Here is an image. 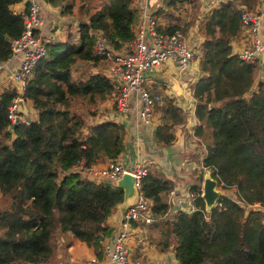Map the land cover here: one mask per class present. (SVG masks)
Instances as JSON below:
<instances>
[{
    "label": "trees",
    "instance_id": "16d2710c",
    "mask_svg": "<svg viewBox=\"0 0 264 264\" xmlns=\"http://www.w3.org/2000/svg\"><path fill=\"white\" fill-rule=\"evenodd\" d=\"M18 1L0 0V61L10 55L9 40L22 31L20 16L10 9ZM44 1L59 5L61 15L77 22L63 42L47 44L46 56L32 68L22 93L35 113L27 124L10 128L6 111L15 92L0 93V264H55L57 240L66 233L93 247L123 199L115 183L93 182L68 170L79 162L87 168L115 159L123 151L121 124L86 125L76 105L93 116L94 106L112 97L109 79L91 71L99 65L92 54L93 33L100 31L117 48L131 38L136 12L130 0ZM182 1L193 8L199 3ZM257 2L219 1L198 22L201 40L191 43L200 54L199 75L190 83L198 102L192 133L203 146L200 168L187 188L194 197L192 210L169 213L166 196L176 188L173 179L148 170L140 180V191L151 203L150 240L161 251L172 249L177 264H264L263 214L252 207L244 214L222 194L207 206L198 185L206 172L216 186H233L238 199L248 195V202L264 205V82L251 92L258 63L242 61L230 44L242 30L241 11H254ZM187 26L167 24L157 30L185 34ZM157 109L161 121L151 139L156 147L167 148L175 127L185 124V110L166 97Z\"/></svg>",
    "mask_w": 264,
    "mask_h": 264
},
{
    "label": "built area",
    "instance_id": "2783aa9c",
    "mask_svg": "<svg viewBox=\"0 0 264 264\" xmlns=\"http://www.w3.org/2000/svg\"><path fill=\"white\" fill-rule=\"evenodd\" d=\"M197 1L202 3L205 0ZM130 7L136 12L131 38L114 48L100 31H95L92 54L101 64L99 71L114 86L111 100L115 113L126 117L132 101L135 100L137 120L140 124L147 125L151 122L154 110L162 102L161 95L153 91L159 82L152 80L147 73L162 71L173 64L178 78L186 72L189 65L196 62L198 50L179 30L171 34L158 31L157 28L163 24L149 9L148 0H130ZM15 13L21 18L22 31L17 38L9 40L10 55L5 61H0V93L5 89H12L15 92L6 111L10 128L17 122L28 123L23 113L26 100L23 99L22 93L34 64L46 56L49 43L47 36L42 33L43 13L35 0H27L24 7ZM240 19L242 31L247 32L249 38L248 45L236 54L242 61L259 63L264 58V20L262 21L261 14L256 10L244 9L240 13ZM259 29L262 30L261 34ZM10 82L12 87L8 88L7 84ZM8 128L7 130L11 131ZM135 139L140 140L139 136ZM68 171L77 172L81 177L97 183L105 181L114 183L123 174H129L133 178V199L121 211L118 228L105 249L110 264H142L129 258L125 240L137 218L143 217L148 224L152 222L151 203L140 191V180L148 171L145 165L137 161L131 168H126L116 159H111L99 168L96 165L86 168L79 162L71 165ZM174 194V189L167 193L170 204ZM193 198V194L188 193L190 204ZM255 206L260 207V204L254 202L249 208ZM185 208L182 210H192V206Z\"/></svg>",
    "mask_w": 264,
    "mask_h": 264
},
{
    "label": "crops",
    "instance_id": "0c3cea01",
    "mask_svg": "<svg viewBox=\"0 0 264 264\" xmlns=\"http://www.w3.org/2000/svg\"><path fill=\"white\" fill-rule=\"evenodd\" d=\"M209 1L210 0H205L202 3L199 2L198 7L193 8L188 1L179 3V0H148V7L155 14L160 12L170 16L168 19L162 17L159 19L164 26L176 23L180 27L188 24L187 28H189L190 26H195L196 20L199 22L198 20L202 18L203 14H206L214 5H217L216 2L212 6ZM25 2H27V0H19L12 4L10 6L11 11L15 13L22 9ZM35 2L39 4L43 13L44 23L42 26V33L44 35L47 34L45 36H47L49 43L54 41L62 42V40H59L54 34L48 33L49 29L56 27L57 29H64L70 32L73 31V24L77 21L71 19L72 17L70 16L61 15L59 5L52 6L44 0H35ZM179 8H181V10H177ZM255 10L261 14L263 21L264 0H258ZM184 15L187 17L185 18ZM181 16L184 17L183 20L185 23L183 22V24L179 21V17ZM172 17L177 19H172ZM242 32L241 30L236 37L233 38V42H236L234 46H232V41L230 42L233 53V48H239L247 44V37L244 36ZM259 33H262L261 29H259ZM185 36L192 43L191 35ZM64 40L65 39H63V41ZM195 40H200L197 34ZM100 67L101 64L99 63L98 66L91 68V71L100 72ZM194 70H196V67L194 64H191L188 66L186 72L177 78L174 65L170 64L168 68L162 71L147 73L152 80L159 82V85H155L153 88V91L160 94L162 97V102L156 108L163 106L164 98L166 97L172 99L177 106L185 110V124L175 127L174 141L167 148L156 147L151 139L155 126L161 121L158 109L154 110L151 122L147 125H143L137 120V103L135 100L132 101L131 109L126 117L116 116L111 98L96 104L93 108V116L88 114L84 115V108L81 104L78 103L76 105V112L82 116L86 125L112 120L123 126L124 148L115 158L121 165L126 168H131L135 162L139 161L145 165L147 170L157 175H164L167 178L173 179L176 188L174 189L175 194L172 197V202L171 204L169 203V213L182 210V208L186 206H191L188 202L189 192L187 188L190 181H192V179H190L191 176L198 172L197 166H200V160L203 155L202 142L200 139L198 140L197 137L193 136L192 133L194 125H197V120L193 115V109L196 103H194L190 89V74H193ZM7 87H12V83L10 82V84H7ZM24 106L25 110L23 113L25 117L29 120L32 119V115L34 117L35 113L30 103L26 101ZM82 132L85 133L86 129L83 128ZM136 136H139V141L135 139ZM106 161L107 160L99 161L95 165L99 168L103 166ZM153 161L155 164L150 165L151 168L147 167V165ZM189 163L191 164L189 165ZM205 176L207 177L206 172H204V177ZM132 196L127 198L123 204L120 203L116 205L106 219L105 228L96 234L93 247L86 246L83 242L75 239L70 233H66L64 237L59 236L57 240V252L55 253V264H110L105 247L107 245L109 246L114 237L118 228V219L121 211L132 201ZM228 197L244 210H250L249 205L252 204V202H242V199H238L235 196V192ZM125 243L128 256L132 260H138L142 264H177L172 249L169 248L166 251H161L159 246L150 240V224L146 223L143 217H139L135 220L133 228L127 236ZM170 246H172V244Z\"/></svg>",
    "mask_w": 264,
    "mask_h": 264
},
{
    "label": "rangeland",
    "instance_id": "374dc122",
    "mask_svg": "<svg viewBox=\"0 0 264 264\" xmlns=\"http://www.w3.org/2000/svg\"><path fill=\"white\" fill-rule=\"evenodd\" d=\"M219 1H225V0H210L209 2L212 4V6L217 2H219ZM201 3V2H200ZM202 5V4H201ZM212 8V7H211ZM208 9V8H207ZM206 10V9H205ZM206 14H203L202 15V17L203 16H205ZM184 17L186 18L187 16H185L184 15ZM184 17H179V21H180V23L181 24H183V22H184V20H183V18ZM202 19V18H201ZM200 19V20H201ZM200 20H198V21H200ZM185 23V22H184ZM196 23L198 24V22H197V20H196ZM195 23V26H190L189 28H187V30H186V33L184 34V35H191L190 37L192 38V40L193 39H195V37H196V33H195V31H196V29H197V24ZM56 27H52V28H50L49 29V32L48 33H50V34H54L59 40H62V42H63V39H65L66 38V34H68V30H64V29H57V31H56ZM70 29V28H69ZM72 30H73V27H72ZM70 32H73V31H70ZM243 33V35L244 36H246L247 37V42H248V38H249V36H248V33L247 32H242ZM254 34L256 35V31L254 32ZM45 35H47V34H45ZM189 40V39H188ZM200 40H201V38H200ZM232 41V46H234V44L236 43V42H233L234 40H233V38H231V40H230V42ZM53 43V42H52ZM51 43V44H52ZM245 45H248V44H244L243 46H241V47H239V48H233V51L235 52V53H238V52H240L241 50H242V48L243 47H245ZM196 47H197V45H196ZM198 50V49H197ZM199 51H198V58H199ZM259 62V61H258ZM194 66L196 67V70H194V72H193V74H191L190 75V82H192V81H194L197 77H198V75H199V71H198V59L196 60V62L194 63ZM256 68V67H255ZM258 80H262L263 82H264V58H262V60L258 63V66H257V69H255V72H254V77H253V83H252V86H251V92L256 88V85H257V81ZM194 103H198L195 99H194ZM194 108H195V106H194ZM113 110V109H112ZM112 112V111H111ZM193 112H194V109H193ZM129 113V112H128ZM127 113V114H128ZM116 116H117V114H116ZM203 156V155H202ZM198 160H199V156H198ZM201 160H202V158H201ZM198 162V161H197ZM155 164V162L153 161V162H150L148 165H147V167H150V165H154ZM191 163H189V165H190ZM200 165V164H199ZM151 168V167H150ZM197 168H199V167H197ZM202 176V175H201ZM202 177H204V176H202ZM206 177V176H205ZM204 177V178H205ZM202 183V182H201ZM198 184L199 185V188L201 189L202 188V184ZM231 187H233V186H231ZM231 187H229V189H222L219 185L218 186H214V188H213V190L215 191V193L217 194V196L218 195H220V194H222V195H228V196H231L232 195V193H234V189L233 188H231ZM201 192H202V190H201ZM243 197V196H242ZM244 198V197H243ZM245 199V200H244ZM243 199V201L242 202H248V201H250V199H251V196H248V195H246V197ZM257 201V200H256ZM256 201H253L252 203H254V202H256ZM258 202H260V201H258ZM5 204V203H4ZM1 205H3V201H2V198L0 197V207H2ZM254 205V204H253ZM254 209H256V208H258V210L262 213V214H264V207H253ZM183 209H186L185 207H183ZM247 211L246 210H244V214L246 213Z\"/></svg>",
    "mask_w": 264,
    "mask_h": 264
},
{
    "label": "water",
    "instance_id": "95a60500",
    "mask_svg": "<svg viewBox=\"0 0 264 264\" xmlns=\"http://www.w3.org/2000/svg\"><path fill=\"white\" fill-rule=\"evenodd\" d=\"M132 183H133V178L129 174H123L120 178H118L115 181V185L122 189V193H123L122 194L123 199L121 202L122 204L127 198L131 197L134 193ZM214 186H215L214 180L205 178L202 181L201 197L203 198L204 203L207 206L213 204L215 198L217 197V194L213 190Z\"/></svg>",
    "mask_w": 264,
    "mask_h": 264
},
{
    "label": "clouds",
    "instance_id": "9594fccd",
    "mask_svg": "<svg viewBox=\"0 0 264 264\" xmlns=\"http://www.w3.org/2000/svg\"><path fill=\"white\" fill-rule=\"evenodd\" d=\"M197 167H199V168H200V166H197ZM199 168H198V169H199ZM204 179H205V178H204ZM204 179H203V180H204ZM114 183H115V182H114ZM201 190H202V188L200 189V191H201ZM201 195H202V192H201Z\"/></svg>",
    "mask_w": 264,
    "mask_h": 264
}]
</instances>
